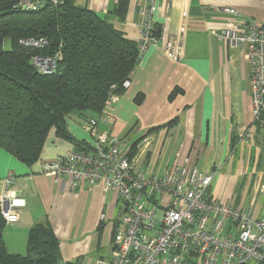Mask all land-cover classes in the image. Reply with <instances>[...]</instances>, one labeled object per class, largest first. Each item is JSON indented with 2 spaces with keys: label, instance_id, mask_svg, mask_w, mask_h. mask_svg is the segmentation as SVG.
I'll list each match as a JSON object with an SVG mask.
<instances>
[{
  "label": "crops",
  "instance_id": "crops-1",
  "mask_svg": "<svg viewBox=\"0 0 264 264\" xmlns=\"http://www.w3.org/2000/svg\"><path fill=\"white\" fill-rule=\"evenodd\" d=\"M116 1L88 0L81 5L107 15ZM154 5L158 44L139 53L129 86L104 106L106 119L99 129L121 139L123 149L147 137V149L134 152L140 170L150 162L153 148L160 154L167 145L171 157L164 168L177 156L180 165L214 172L208 188L214 199L264 217V129L253 120L247 54L216 36L241 20L264 26V0H155ZM222 7H232L242 17ZM110 20L138 48L139 14L131 0L124 19ZM169 39L181 41L179 59L164 51ZM87 118L70 114L65 124L70 136L91 152L94 141L84 128ZM71 150L73 145L54 128L31 165L0 148V192L6 188L3 179L13 175L7 189L18 210V220L6 223L3 230L9 252L24 254L30 227L43 223L58 239L60 262L94 264L111 256L112 231L122 205L117 194L105 191L100 182L74 187L65 178L56 181L42 172L45 162ZM199 158L201 168L196 166Z\"/></svg>",
  "mask_w": 264,
  "mask_h": 264
},
{
  "label": "built area",
  "instance_id": "built-area-1",
  "mask_svg": "<svg viewBox=\"0 0 264 264\" xmlns=\"http://www.w3.org/2000/svg\"><path fill=\"white\" fill-rule=\"evenodd\" d=\"M63 0H17L14 8L38 10L46 4L56 6ZM85 3L88 0H83ZM155 0H131L138 14L139 53L149 44L157 45L159 28L152 19ZM222 10L240 19L232 7ZM217 38L232 48H241L248 59V88L254 123L264 129V26L238 21L220 30ZM19 43L39 48L46 39L26 38ZM164 51L173 58L182 56L181 41L167 40ZM60 52L32 57L35 68L44 74L54 72ZM130 84L126 79L122 87ZM111 95L104 106L108 105ZM106 118L101 112L89 117L85 130L94 141L93 151L71 150L57 155L42 166V172L55 180L65 178L74 187L81 183H101L105 191L116 193L121 212L113 227V251L109 258L94 264H260L264 262V217H253L249 208L217 201L208 191L214 172L180 165L175 156L159 172L138 169L131 146L98 124ZM242 138H248L243 134ZM146 137L136 151L149 145ZM0 192V214L6 223L18 220L17 205L7 186L14 176L4 179ZM82 185V184H81Z\"/></svg>",
  "mask_w": 264,
  "mask_h": 264
},
{
  "label": "trees",
  "instance_id": "trees-1",
  "mask_svg": "<svg viewBox=\"0 0 264 264\" xmlns=\"http://www.w3.org/2000/svg\"><path fill=\"white\" fill-rule=\"evenodd\" d=\"M16 2L0 0V148L31 165L54 128L73 150L90 153L70 136L65 119L70 114L95 117L111 95L124 90L122 83L134 71L139 51L110 17L124 19L130 0H117L107 15L76 0L38 10L14 8ZM26 38H43L46 44L35 48L19 43ZM57 51L60 59L54 72L44 74L35 68L34 55ZM141 140L131 145L132 154ZM5 225L0 214V264H81L79 260L60 263L58 239L43 223L30 227L24 254L9 252L3 238Z\"/></svg>",
  "mask_w": 264,
  "mask_h": 264
},
{
  "label": "rangeland",
  "instance_id": "rangeland-1",
  "mask_svg": "<svg viewBox=\"0 0 264 264\" xmlns=\"http://www.w3.org/2000/svg\"><path fill=\"white\" fill-rule=\"evenodd\" d=\"M83 2H84L83 0H77V4L81 5ZM111 3H113V0H111ZM5 47L6 48L10 47V43L8 41L5 42ZM135 137L137 138L138 136H135ZM170 149L171 148H169L167 145H165V146H163L162 152L160 154H157L158 153L157 150L155 148H153L152 149L153 154H152V156L150 158V162L148 163V165L145 166V169H143V171H146V172L152 171V172H155V173L156 172L160 173L163 170L164 165L167 163L168 159L171 157L170 156L171 155ZM153 159H154V161H153ZM196 166L199 167V168L204 166L203 161H201L200 158L197 160ZM142 167H144V166H142ZM223 172H221L219 177L222 174H224Z\"/></svg>",
  "mask_w": 264,
  "mask_h": 264
}]
</instances>
